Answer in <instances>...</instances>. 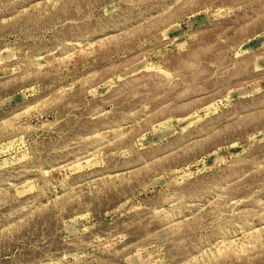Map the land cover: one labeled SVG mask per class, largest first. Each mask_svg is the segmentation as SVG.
Here are the masks:
<instances>
[{
	"label": "rangeland",
	"instance_id": "obj_1",
	"mask_svg": "<svg viewBox=\"0 0 264 264\" xmlns=\"http://www.w3.org/2000/svg\"><path fill=\"white\" fill-rule=\"evenodd\" d=\"M0 264H264V0H0Z\"/></svg>",
	"mask_w": 264,
	"mask_h": 264
}]
</instances>
